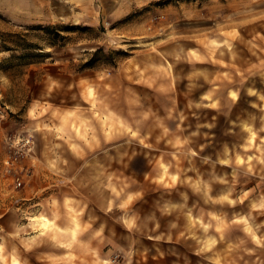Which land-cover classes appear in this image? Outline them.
Returning a JSON list of instances; mask_svg holds the SVG:
<instances>
[{"label": "rangeland", "instance_id": "1", "mask_svg": "<svg viewBox=\"0 0 264 264\" xmlns=\"http://www.w3.org/2000/svg\"><path fill=\"white\" fill-rule=\"evenodd\" d=\"M262 176L264 0H0V264H257Z\"/></svg>", "mask_w": 264, "mask_h": 264}, {"label": "crops", "instance_id": "2", "mask_svg": "<svg viewBox=\"0 0 264 264\" xmlns=\"http://www.w3.org/2000/svg\"><path fill=\"white\" fill-rule=\"evenodd\" d=\"M262 177H264V176H262ZM256 181H257L256 182L257 187H256V193H255V195H256L255 203L258 205L256 210L257 211L260 209L264 210V179H262V181L257 179ZM260 183H262V184L260 185ZM246 190H248V188ZM260 204L262 206L261 208H260ZM258 214H259V212H258ZM262 215H264V211H262ZM260 227H261L262 233H264V224H262ZM257 250H259V249H257ZM257 264H264V254L258 255Z\"/></svg>", "mask_w": 264, "mask_h": 264}, {"label": "trees", "instance_id": "3", "mask_svg": "<svg viewBox=\"0 0 264 264\" xmlns=\"http://www.w3.org/2000/svg\"><path fill=\"white\" fill-rule=\"evenodd\" d=\"M47 29H51V30H53L54 32V39H55V41H57V42H61V43H63L64 41H65V36L63 35V34H61V32H59V30L57 29V27H52V28H47ZM14 45H17V44H14ZM27 56H30L31 55V53H29V52H27V53H25Z\"/></svg>", "mask_w": 264, "mask_h": 264}, {"label": "built area", "instance_id": "4", "mask_svg": "<svg viewBox=\"0 0 264 264\" xmlns=\"http://www.w3.org/2000/svg\"><path fill=\"white\" fill-rule=\"evenodd\" d=\"M20 183V182H19Z\"/></svg>", "mask_w": 264, "mask_h": 264}]
</instances>
